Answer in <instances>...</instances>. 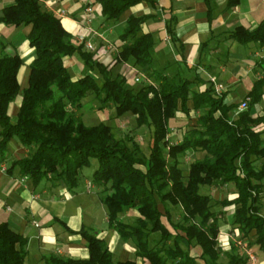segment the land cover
<instances>
[{
    "label": "trees",
    "instance_id": "16d2710c",
    "mask_svg": "<svg viewBox=\"0 0 264 264\" xmlns=\"http://www.w3.org/2000/svg\"><path fill=\"white\" fill-rule=\"evenodd\" d=\"M4 7L0 22L6 26H30L26 35L34 50L29 65L28 86L14 120L8 115L9 104L20 87L17 73L22 64L16 53L0 51V160L7 155L12 137L31 150L28 156L12 160L7 171L17 167L34 183L43 178H57L69 188L77 186L80 170L90 165L93 158L97 167L91 180L103 186L101 201L107 210L108 226L123 241L131 240L135 256L148 264H221L218 252L220 220L231 209V224L243 235L253 232L255 243L264 254V211L260 202L264 186V162L254 166V158H264V109L254 116L251 108L263 95L264 67L245 95L247 107L230 112L237 104L224 102V94H216L212 83L195 74L203 88L194 90L192 80L167 76L152 70L153 82L134 91L126 85V76H111L112 68L122 62L133 66L152 67L155 44L151 32H142V25L153 14H130L119 35L122 42L113 61H100L92 52L83 50V42L75 43L63 27L60 18L42 8L39 0H12ZM106 19L117 20L124 11L142 0H97ZM208 19L211 18L209 0ZM240 0H228L226 7L236 6ZM175 17L170 15L165 24L172 42ZM229 37L241 44L258 43L264 46V18L249 29L237 26ZM181 45V43H179ZM79 54L87 71L74 78L63 59ZM97 70L99 82L93 74ZM88 96L102 106L112 103L116 118L129 113L138 126L152 129L148 155L131 136L116 138L105 121L95 125L84 123L74 109H80ZM201 111L198 126L184 134L181 141H167L168 123L178 111ZM203 150L208 155L189 164L184 176L180 158L187 152ZM218 180L233 183L235 196L214 202L211 195L201 193V185ZM167 203L180 206L181 219L173 221ZM219 203L221 210L212 209ZM163 205V208L160 207ZM134 209L137 217L132 222L119 219L122 212ZM165 219V220H164ZM168 224H166V222ZM87 242L86 259L48 257L49 264H135V260L114 261L104 239L94 230H79ZM159 235L152 244L151 236ZM27 240L0 222V264H24ZM226 264H246L247 256L234 248L226 252Z\"/></svg>",
    "mask_w": 264,
    "mask_h": 264
},
{
    "label": "crops",
    "instance_id": "0c3cea01",
    "mask_svg": "<svg viewBox=\"0 0 264 264\" xmlns=\"http://www.w3.org/2000/svg\"><path fill=\"white\" fill-rule=\"evenodd\" d=\"M227 1L209 0L211 18L208 19L204 0H142L124 11L117 20L106 19L97 0H39V3L55 15L63 10L65 16H57L72 40L81 43L79 36L85 35L84 40L94 47V56L105 63H109L106 59L114 57L120 50L122 42L119 35L127 17L130 14H153L142 25V32H151L155 42L150 69L167 76L194 79L191 84L195 85L192 87L195 90L209 83L222 85L224 96L231 94L229 101L224 97V102L238 105L230 112L235 118L240 111L239 105L248 98L245 95L253 81L262 74L264 46L253 42L238 43L228 33L240 25L249 29L255 27L264 18V0H240L230 8L226 7ZM12 3V0H0V16L2 9ZM88 5L92 9L90 26L94 34L79 23L83 9ZM170 15L175 17L173 25L178 38L175 43L165 28ZM29 30V25L11 27L0 22V51L10 55L17 53L22 59L17 73L20 90L8 107L12 120L18 112L22 90L28 86L29 65L35 56L26 38ZM83 50L88 51L84 44ZM63 62L69 72L72 70L74 78L82 76L84 64L79 54L67 56ZM117 66H120V73H130L132 68L140 72L148 70V67L133 66L130 62L118 63L112 69ZM195 74L208 82L202 85L199 78L195 79ZM263 109L264 88L261 100L251 108V114L260 115ZM30 153L31 150L22 146L17 137H12L6 157L0 160V222L5 221L10 229L26 238L24 264H49L48 257L86 259L87 242L79 233L83 226L94 230L97 237L105 240L114 261L130 259L135 260V264H148L144 258L135 256L136 248L131 240H121L108 226L107 210L101 201L104 187L91 180L96 168L91 173L81 169L77 186L73 189L57 178H43L34 183L17 167L7 171L12 160ZM134 211L122 212L119 219L132 222L137 217ZM128 215L131 220L126 218ZM231 220L232 217L228 222ZM227 228H230L229 224L223 223L218 234L226 233ZM259 264H264V258Z\"/></svg>",
    "mask_w": 264,
    "mask_h": 264
},
{
    "label": "rangeland",
    "instance_id": "374dc122",
    "mask_svg": "<svg viewBox=\"0 0 264 264\" xmlns=\"http://www.w3.org/2000/svg\"><path fill=\"white\" fill-rule=\"evenodd\" d=\"M116 55H113V56L115 57ZM114 57L106 59V61H113ZM130 70H129L130 73H128V71H126L125 73H120V66H117L115 69L111 70V76L118 77L121 75H125L126 85L134 91L138 90L143 85L149 84V82H153L152 70L150 68H148V70L144 72L141 71L145 75V77L140 82L133 81L135 73L132 71V69ZM86 71L87 69L84 66L83 72L81 74L85 73ZM70 73L72 76L74 75L72 70H70ZM93 74L96 76L97 80L100 82L101 76L99 72L95 69L93 71ZM175 77L176 75H174V78ZM193 80L194 79H192V83H193ZM194 86L195 85L193 84L190 85L191 88ZM230 97H231V94H228L225 97V101H229ZM188 106H189V111L187 114L181 111H178L176 113V116L169 121L168 134H167V141L169 143H175L176 141L178 142L181 141L185 133H187L191 128L198 126L197 117L201 114V111H194L191 108L190 102L188 103ZM73 111L75 112L76 115L82 116V119H84L83 120L84 123L87 125H95L99 123L100 121H105L107 124L111 126L112 131L116 138H123L127 135L133 137L139 143L143 154L145 156L148 155L149 148L151 145L152 129L151 127L145 126V125L138 126L134 120L133 115L126 113L123 115V117L116 118L115 110H114L112 103L102 106L100 102L94 99L92 96H88L87 98H85L83 100V104L81 108L74 109ZM230 116L233 118V115L231 113H230ZM263 127H264V124L261 123L259 124L257 128L262 129ZM207 155L208 154L203 150H199L195 152L189 151L185 153L180 158V165H179V167L181 168L183 172V175L185 176L187 174L188 167L191 162H193L194 160L203 159ZM253 158H254V166L256 168H260L261 164L264 162V158H259V157H256V158L253 157ZM96 167H97V161L92 158L90 160V165L87 167H84L83 171L90 172ZM199 191L201 193H206V194L211 195L213 201L217 202L222 199L231 198L235 194L236 188L233 183L223 184L220 181L215 180L210 184L201 185L199 188ZM160 207L163 208V205L160 204ZM167 207L171 211V217L173 221H177L181 219L183 215V210L180 206H173L167 203ZM260 207H261V211L263 212L264 211V186H263V191L261 194ZM212 209L215 211H219L222 209V207L219 203H214L212 206ZM130 217L131 216L129 215L126 216V218L131 220ZM231 217H232L231 210L229 209L228 212H226L225 219L220 220L219 222L220 225H222L223 223H227L230 226L229 229L227 228L228 230L226 229L225 231L226 233L218 234L217 240H218V252L220 256L219 261L221 262V264L227 263L228 258L226 257V252L230 248H234V250L238 254L245 256V254H242L243 252L241 253L242 250L240 249L239 245L235 243L237 240H241L243 243L246 244V246H248L247 248L250 249L249 251L252 253V255L255 258H257L255 262H252L251 259L250 260L248 259L246 264H259V262L264 257L262 255V252L259 250L258 245L255 243V235L253 234V232H250L248 235H243V233L239 232L238 229H235L233 227L231 222L230 223L228 222L231 219ZM166 224L168 223L166 222ZM151 240H152L151 241L152 244H154V242H157V240H159V235L153 234V236H151ZM227 242H228L227 245H223Z\"/></svg>",
    "mask_w": 264,
    "mask_h": 264
},
{
    "label": "built area",
    "instance_id": "2783aa9c",
    "mask_svg": "<svg viewBox=\"0 0 264 264\" xmlns=\"http://www.w3.org/2000/svg\"><path fill=\"white\" fill-rule=\"evenodd\" d=\"M57 15L59 17H63V16H65V12L63 10H60L59 12H57ZM91 16H92V9L88 5V6H86L83 9V12H82V14H81V16L79 18V23L83 24L87 28L88 32L94 34L95 32L91 29V26H90V22H91V18H92ZM84 39H85V35L79 36V39L78 40L80 42H83L84 43V46H85V48L88 51L94 52L95 50H94L93 45L90 42L85 41ZM132 71L135 73V76L133 78V81L134 82H140L145 77V75L142 72H140V71H138L136 69H133L132 68ZM149 83L151 84L152 82H149ZM214 90H215V93L216 94H221L222 93V90H223V87L220 84L214 85ZM248 100L249 99L246 98L243 102H241V104L239 105V108H238L240 111L243 110V109H245L247 107ZM235 243L239 245L240 249L242 250L241 253L243 252L242 254H245V256H247V258L249 260L250 259L252 260V262H255L256 261V258L249 251L250 249L247 248L248 246H246L245 243H243L241 240H237Z\"/></svg>",
    "mask_w": 264,
    "mask_h": 264
}]
</instances>
